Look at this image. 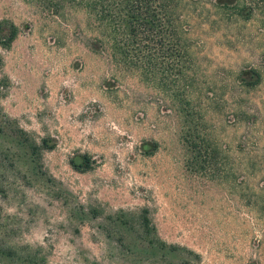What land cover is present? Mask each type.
Instances as JSON below:
<instances>
[{"label":"rangeland","instance_id":"obj_1","mask_svg":"<svg viewBox=\"0 0 264 264\" xmlns=\"http://www.w3.org/2000/svg\"><path fill=\"white\" fill-rule=\"evenodd\" d=\"M79 3L0 0V264H264L258 23L190 14L175 70Z\"/></svg>","mask_w":264,"mask_h":264},{"label":"trees","instance_id":"obj_2","mask_svg":"<svg viewBox=\"0 0 264 264\" xmlns=\"http://www.w3.org/2000/svg\"><path fill=\"white\" fill-rule=\"evenodd\" d=\"M89 14H93L99 25H103L109 38L116 42L117 35L129 39L136 44V49L144 52L146 63L155 61L162 64L158 57L170 58L172 68L177 70L181 60L188 55V41L191 29L186 20L190 14L194 17L211 18L215 12L218 19L213 23L237 22L254 19L264 32V0H79ZM214 10V11H212ZM205 12V17L203 13ZM12 29L8 37L0 43L8 45L14 38ZM140 40L146 45L140 46ZM125 42V41H124ZM122 42L126 47L129 45ZM118 43H115V49ZM120 50L122 48L120 47ZM126 52V51H125ZM188 57V56H187ZM148 69V68H147ZM255 73L254 84L258 83L260 74ZM175 81L178 80L177 73ZM147 209H143L140 217L144 231L152 233L153 226L148 218ZM164 244V243H163ZM173 248H178L173 247ZM6 252V251H5ZM2 253V252H1ZM4 253V252H3ZM9 253V251H7ZM22 264H26L25 261Z\"/></svg>","mask_w":264,"mask_h":264}]
</instances>
